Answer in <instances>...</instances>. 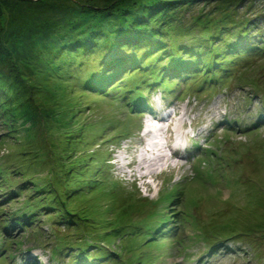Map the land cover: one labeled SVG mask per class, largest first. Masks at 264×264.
Listing matches in <instances>:
<instances>
[{
	"label": "rangeland",
	"instance_id": "374dc122",
	"mask_svg": "<svg viewBox=\"0 0 264 264\" xmlns=\"http://www.w3.org/2000/svg\"><path fill=\"white\" fill-rule=\"evenodd\" d=\"M87 1L0 0V86L7 92L11 86L21 88L20 98L11 95L14 103L5 101L2 106L7 111H0V186L1 190L5 188V197L0 191V217L3 222L11 221L10 215L24 207L38 215L32 229L13 228L8 241L1 228L0 253L5 250V255L0 256V264H8L10 257L29 260L33 257L35 264H66L72 262L71 257L85 240L94 242L93 246L102 245L90 253L108 254L104 264H132L135 259L140 264H180L185 255L190 257L186 264H264V123L258 129H246L260 116L264 121V54L241 58L234 65L236 72L226 75L229 78L220 83L222 90L218 89V96L212 100L201 93L197 99H190L187 107L188 100L172 96L182 90V84L166 96L160 88L151 91L150 106L157 116L161 113L159 104L163 110L173 106L176 113L185 110V124L187 119H193V112L195 116L202 114V120L206 118V132L214 130L212 141L207 144L195 139L200 150L194 147L187 161L168 163L166 151L161 148L164 133L161 137V131L155 127L152 134H146L150 136L148 152L144 149L142 130L151 120L144 115L140 117L134 106L123 99V91L104 96L84 88L88 75L76 65L88 53L72 46L93 41L95 25L107 29L115 19L106 13L112 6L109 0H96L95 5ZM150 1L165 7L168 2ZM175 1H169L176 6L175 10L161 5L158 8V12L163 11L159 18L163 16L166 32H172V38L178 39L175 34L193 27L199 37L196 41L200 40L204 46V40L210 37H201V25L218 21L219 27L227 30L211 27L210 32L224 41V45L216 43L221 49L226 39L235 36V26L241 28L244 22L249 35L264 34V0H183L179 4ZM117 2L122 1L114 4ZM128 2L131 1L125 3ZM136 5L141 9L149 6ZM227 14L237 24L222 21ZM99 18L105 22L98 24ZM143 19L138 16L141 27ZM154 21L155 18L148 26L157 29L159 24ZM47 35L52 43H44ZM99 41L94 56L104 52ZM193 41L195 38L185 42ZM50 49L54 51L52 57ZM221 49L218 53H224ZM3 54L9 62L6 67L1 61ZM49 58L52 61H47ZM227 60L228 67H232L235 59ZM223 119L232 124L236 120L243 123L242 130L233 125L231 133V128L223 126L225 132L217 124ZM180 124L176 123L175 130ZM224 136L227 137L219 143ZM206 146L213 151L205 152ZM129 160L134 165L127 169ZM225 163L227 173L218 172L217 178L210 176L216 172L215 164ZM8 180L12 182L11 188L24 191L10 195L6 191ZM174 184L182 197L174 201L175 207L167 213L176 216L179 223L167 221L155 234L158 243H151L152 237L140 235L137 230L143 227L144 216L153 212L151 202L171 194ZM101 189L105 196L100 195ZM57 194L72 196L67 200L57 197L66 206L59 202L55 205ZM96 202L104 205L105 210ZM108 205L112 206L111 211ZM123 206H129L125 213L120 211ZM115 209L122 217L115 216ZM73 210L88 212L87 218L96 219L105 228L90 224L80 228L78 221L66 225L65 220H72L66 213ZM130 216L133 219L141 216L132 225L134 232L123 234L124 238L108 237L117 219L122 223ZM163 220L159 218L156 222L160 224ZM83 231L87 237L81 236ZM141 252L148 253L145 259H139ZM117 254L123 256L119 259L122 263L111 262L110 257L118 259Z\"/></svg>",
	"mask_w": 264,
	"mask_h": 264
},
{
	"label": "trees",
	"instance_id": "16d2710c",
	"mask_svg": "<svg viewBox=\"0 0 264 264\" xmlns=\"http://www.w3.org/2000/svg\"><path fill=\"white\" fill-rule=\"evenodd\" d=\"M115 1L118 0H109V2L111 3L110 5L112 6L109 10L106 11L107 14H110L115 18L112 22H110L111 24L109 23V27L106 29L105 27H97V25H95V29L93 27L91 28V30H96L94 31L95 33H93L95 37L91 39L93 41L89 40L88 42L80 43L79 46L76 44L72 47L76 50L84 49V53L85 51H87L88 53V55L82 56L81 61L79 60V65H76L79 70L85 69V74L88 75V80L84 81L83 85L85 86V89L93 93H97L98 95L104 96H108L112 92L123 91V99L128 100L130 104L134 106V108L138 109L141 107H145L149 109V105H147L146 102H148V99L150 98V95L152 93L151 91L155 89L158 90L157 88H160L163 91V96H166L169 93H173L175 89H179V87L177 86L181 84H185L190 87V91L188 93L203 91L204 89L212 85L217 86L218 83L224 82L227 78H229V76L226 75H230L236 72L235 70L237 69H234V65H236L238 62H241V58L246 57V55L264 54V34L260 36L256 35L258 37H256L255 35H249V28H247V23L245 22L242 23L243 26L241 28H239L238 25L235 26V36L226 39L224 49H221L216 46V43H223L224 45V41L222 40V38L220 39L217 35H215V33L211 34L210 32L211 27L215 28L217 31H220L222 29L227 30V28L225 27H219L221 25L219 24V21L216 23L205 22L201 25L203 26L201 37H203V39L210 37L209 39L204 40L205 45L203 46V44L200 43V40L196 41L199 37L197 34H195V28L193 27L188 30H184V32L175 34L174 36H177L178 39L170 37L173 34H171L172 32H166V21L162 20L163 16L159 18V15H163V11H160V14V12H158V8L160 7V5H164L157 4L156 2H152L150 0H120L122 1L121 3L117 2L116 4H114ZM126 1L131 2L125 3ZM169 1L170 0H168L167 2V6H164L165 9L169 11L173 9L175 10L176 6L173 7L172 4H169ZM77 2L82 3V0H77ZM87 2L92 3L93 5L96 4V0H89ZM175 2L179 4L183 3V0H177ZM137 3L139 5L141 4V6H144L145 4L149 6L145 8V10L139 8L136 5ZM80 6H84V4H80ZM147 11L150 12V16H146L149 14V12L148 14H146ZM97 12L99 13V11ZM128 12H132V16H128ZM137 14L141 19L144 18V25L142 24V27L141 21L137 23ZM153 18H155L154 22L159 24L157 29H152L149 27L150 25L148 26ZM225 20L229 23H234L233 16L230 14H227L222 18V21ZM103 22L105 21L99 18V21L97 23L102 24ZM110 28L112 29L110 30ZM255 37L257 42H255L254 40ZM48 38L49 36L47 37V40H45V44L53 42L51 38ZM99 38L102 40H97ZM192 38H195V41L189 43L185 42ZM98 41L101 42V47L104 52L103 54H97L94 56ZM220 49L223 50L224 53H218ZM49 52L50 57H52L54 55V51L50 49ZM55 52L57 54V51ZM59 53L60 55H62L63 52H58V54ZM87 56H91L92 58H87ZM228 57L235 59L233 60L232 67H228ZM5 59V54H3L1 61L4 62V66L6 67L9 62ZM48 60L52 61L51 58L47 59V61ZM146 74H148L149 76H136ZM8 75L10 76V73ZM18 87L19 86H11V89L7 92L2 86H0V111H5L6 106H2L3 104H5V101L9 100L13 104L15 101L14 99H17V97L18 99L20 98L21 88ZM11 95L16 96V98L10 100ZM249 128H251V126H249ZM8 183L9 184H7L8 186H6V191H9L10 195H17L19 191H24L22 188H18V191L11 188L12 182L10 180H8ZM1 188L2 187L0 186V191L5 197V188L3 190H1ZM102 190L103 189L99 191L100 195L105 196V191ZM68 191L70 192L71 190L68 189ZM170 192L174 193L173 191ZM71 196V194L70 196L68 195V197H66V195L62 196L57 194V201L55 202V205L59 202V204L66 206V203L59 200L57 197L63 200H67ZM173 196L174 195L171 196V194H169L165 197H162V200L160 201L172 199ZM111 197L112 199H116L113 195ZM10 199H12L11 196H9V200ZM14 202H16V200L12 201V203ZM158 203L161 204L163 202ZM158 203H151V205L154 206L153 212L147 214V217L144 216L146 218L144 219V225H146L145 228H148L146 229V234L151 235L152 230H150V227H152V225L156 223L154 220L159 215H161V210H158ZM96 204L99 208L104 207V205H101L98 202H96ZM131 205L132 204H129V206ZM129 206H123V208H120V211H123V213H125L126 210H128L127 207ZM107 207L109 208L108 210L111 211L112 206L108 205ZM95 208V206H92V209ZM104 210L105 209L103 208V211ZM78 211H67L66 214L68 215V218H71L72 220H65L66 225L77 224L78 221L80 223V228L90 227V225L95 228H105V225L101 224L96 219L87 218L85 214L88 212L81 210ZM145 211L146 210L141 212V216L143 215V213H145ZM115 212V216L122 217L118 214L117 209H115ZM14 214L16 216H29L27 217V219L33 218V223L38 216L32 213L30 210H27L25 207L23 210H17ZM141 216L137 217L136 219H133L134 217L130 216L128 218H125V222L122 223L117 219L115 221V224H112V228L114 229H109L112 234L108 237L116 239L119 237L121 238L122 236L124 238L125 236L123 234L127 233L129 235L130 232H134L135 230L133 229L132 225L136 224L137 221L140 220ZM106 219L104 220V223L106 222ZM29 222L31 223V221ZM120 224L124 225L119 226ZM128 225L129 227H127ZM108 227L111 226L108 225ZM121 230L122 235H120ZM85 233L86 231H83V234H81V236L87 237L85 236ZM87 235L90 237L93 236L92 233H88ZM149 241H151L152 243V241H155V239L152 237V240ZM93 244L94 242L91 243L85 240L79 245V251L82 252V255H90V257H92L93 259V264L103 263V261L108 258V254L98 253L91 255V249H96L97 247L102 246L98 245L97 242L95 243V245L98 246H93ZM117 256L120 259H122L123 257L122 255L118 254ZM132 264H137L136 259Z\"/></svg>",
	"mask_w": 264,
	"mask_h": 264
},
{
	"label": "bare ground",
	"instance_id": "6f19581e",
	"mask_svg": "<svg viewBox=\"0 0 264 264\" xmlns=\"http://www.w3.org/2000/svg\"><path fill=\"white\" fill-rule=\"evenodd\" d=\"M168 108H170V109H173V106H170V107H168ZM168 108H166V109H168ZM159 111H161V110H163V108L161 107V105L159 104ZM173 113V112H172ZM164 118H162V119H165L166 118V120H171V117H173V115H171V111H168V112H165L163 115H162ZM151 120V119H150ZM148 121L146 122V127H148ZM159 125V124H158ZM165 126H163V125H159V126H157V130H159V132L161 131V137H162V134L165 132L164 130H165ZM249 128V126L247 127V129ZM149 131H148V129H147V132L146 133H148ZM153 133V128H152V130H151V134ZM159 137V136H158ZM157 137V138H158ZM155 145H158V143H155ZM161 148H163V150L164 151H166V149H164V143L162 144V147ZM164 151H162V153L164 152ZM157 154V156L159 155L158 153H156V152H153V154ZM166 153H167V151H166ZM164 154V156H165V158H166V155L167 154ZM167 159V158H166ZM176 223H179V222H177V221H175ZM158 233V232H157ZM152 234L153 235H155L156 233L155 232H153V230H152ZM237 253V252H236ZM238 254V253H237Z\"/></svg>",
	"mask_w": 264,
	"mask_h": 264
}]
</instances>
